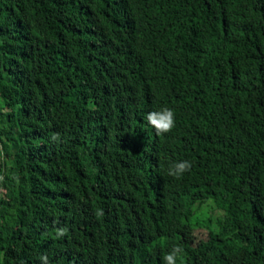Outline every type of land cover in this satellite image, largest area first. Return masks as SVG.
Returning a JSON list of instances; mask_svg holds the SVG:
<instances>
[{"label":"trees","instance_id":"obj_1","mask_svg":"<svg viewBox=\"0 0 264 264\" xmlns=\"http://www.w3.org/2000/svg\"><path fill=\"white\" fill-rule=\"evenodd\" d=\"M185 226L264 264V0H0V264H164Z\"/></svg>","mask_w":264,"mask_h":264},{"label":"rangeland","instance_id":"obj_2","mask_svg":"<svg viewBox=\"0 0 264 264\" xmlns=\"http://www.w3.org/2000/svg\"><path fill=\"white\" fill-rule=\"evenodd\" d=\"M181 264H242L245 255L228 248L214 247L211 251L201 247V242L208 239L204 229H192L188 226L182 229Z\"/></svg>","mask_w":264,"mask_h":264},{"label":"clouds","instance_id":"obj_3","mask_svg":"<svg viewBox=\"0 0 264 264\" xmlns=\"http://www.w3.org/2000/svg\"><path fill=\"white\" fill-rule=\"evenodd\" d=\"M147 123L157 130L167 132L175 123L174 112L168 107H161L156 110L149 111L145 116ZM191 168L189 160H177L170 163L167 168V174L172 177H180ZM181 253L179 247L174 248L172 251L167 252L163 256L164 264H176L177 258ZM46 262L47 257H41Z\"/></svg>","mask_w":264,"mask_h":264},{"label":"bare ground","instance_id":"obj_4","mask_svg":"<svg viewBox=\"0 0 264 264\" xmlns=\"http://www.w3.org/2000/svg\"><path fill=\"white\" fill-rule=\"evenodd\" d=\"M148 205V204H147ZM156 208V207H155ZM165 233V232H164ZM167 237V236H166ZM164 242V241H163ZM138 252V251H137ZM142 254V253H141ZM139 255V254H138ZM157 255V254H156ZM136 258V257H135Z\"/></svg>","mask_w":264,"mask_h":264}]
</instances>
